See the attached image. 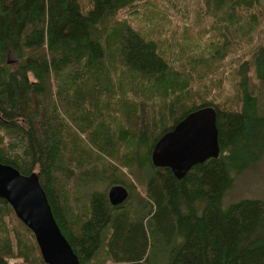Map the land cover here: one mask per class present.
Here are the masks:
<instances>
[{"label":"trees","instance_id":"trees-1","mask_svg":"<svg viewBox=\"0 0 264 264\" xmlns=\"http://www.w3.org/2000/svg\"><path fill=\"white\" fill-rule=\"evenodd\" d=\"M144 1L0 0V162L38 174L80 264H264V196L230 199L264 165V40L234 57L264 0H193V21L152 33L120 13ZM227 71L236 104L217 94ZM205 105L219 154L180 178L154 165L158 137ZM18 257L48 264L0 196V264Z\"/></svg>","mask_w":264,"mask_h":264},{"label":"water","instance_id":"water-1","mask_svg":"<svg viewBox=\"0 0 264 264\" xmlns=\"http://www.w3.org/2000/svg\"><path fill=\"white\" fill-rule=\"evenodd\" d=\"M219 150L216 110L205 105L188 112L158 137L151 150V161L156 166L169 167L180 178L193 164L216 157ZM107 194L110 202L116 205L126 199L128 189L115 183L108 188ZM0 196L34 233L46 263L80 264L53 215L36 172L25 174L9 163L0 162Z\"/></svg>","mask_w":264,"mask_h":264},{"label":"rangeland","instance_id":"rangeland-1","mask_svg":"<svg viewBox=\"0 0 264 264\" xmlns=\"http://www.w3.org/2000/svg\"><path fill=\"white\" fill-rule=\"evenodd\" d=\"M133 10L128 12V8L120 11L124 17L131 19L133 23L141 25L142 28L147 29L152 33L153 27L168 26L171 24H180L184 19L192 20L194 19L195 9L193 0H145L139 3L135 8L131 7ZM188 21V20H187ZM197 28L196 25H187L186 28ZM183 29V30H184ZM164 29H158L162 31ZM183 30L181 35H183ZM264 22L261 23L253 35V38L245 48H238L235 50L234 57L241 56L252 43H256L259 40H264ZM222 65L219 66V70H225V65L229 62L224 59L218 60ZM211 76H208L203 81H208ZM214 84L213 82H209ZM215 85V84H214ZM214 91L216 87H213ZM237 85L236 80L230 77V72H226L224 75L223 85L220 86V91L217 92L219 97L225 98L227 101L236 104L237 103ZM260 109L264 113V88L260 87ZM125 171V170H123ZM250 196H264V165L260 166L258 169L252 168L248 172L243 173L236 180V183L230 192V199H235L240 196L246 197ZM21 258H10L9 262L13 264L21 263Z\"/></svg>","mask_w":264,"mask_h":264}]
</instances>
